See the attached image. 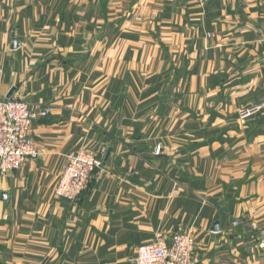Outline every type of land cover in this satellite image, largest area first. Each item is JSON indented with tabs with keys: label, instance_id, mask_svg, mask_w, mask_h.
Here are the masks:
<instances>
[{
	"label": "crops",
	"instance_id": "obj_1",
	"mask_svg": "<svg viewBox=\"0 0 264 264\" xmlns=\"http://www.w3.org/2000/svg\"><path fill=\"white\" fill-rule=\"evenodd\" d=\"M11 89L50 114L0 174V264H131L177 233L200 264H264V0H0ZM81 147L102 170L68 201Z\"/></svg>",
	"mask_w": 264,
	"mask_h": 264
},
{
	"label": "built area",
	"instance_id": "obj_2",
	"mask_svg": "<svg viewBox=\"0 0 264 264\" xmlns=\"http://www.w3.org/2000/svg\"><path fill=\"white\" fill-rule=\"evenodd\" d=\"M262 108V105L245 107L238 111L239 116L243 120L248 119ZM49 114V109L33 110L25 100L0 96V174L16 171L26 161L39 157L30 133L33 123ZM156 153H159V148ZM66 160L55 195L75 201L88 189L93 175L102 170V162L96 154L83 147L69 153ZM259 247L264 250V236ZM131 264H200V261L195 255L192 235L177 233L171 236L158 234L151 242L140 245Z\"/></svg>",
	"mask_w": 264,
	"mask_h": 264
},
{
	"label": "rangeland",
	"instance_id": "obj_3",
	"mask_svg": "<svg viewBox=\"0 0 264 264\" xmlns=\"http://www.w3.org/2000/svg\"><path fill=\"white\" fill-rule=\"evenodd\" d=\"M252 105H254V104H252ZM259 105V104H258ZM249 106H251V105H248V106H245V107H249ZM245 107H243V108H245ZM243 108H240V109H243ZM240 109H238V111L240 110ZM237 111V117H238V120L240 121V122H242V123H245L247 120H249V119H251L252 117H254V116H256V115H254V116H252V117H250V118H248V119H242V118H240V116H239V112ZM86 149V148H85ZM86 150H89L90 152H92V153H94L91 149H86ZM95 154V153H94Z\"/></svg>",
	"mask_w": 264,
	"mask_h": 264
},
{
	"label": "water",
	"instance_id": "obj_4",
	"mask_svg": "<svg viewBox=\"0 0 264 264\" xmlns=\"http://www.w3.org/2000/svg\"><path fill=\"white\" fill-rule=\"evenodd\" d=\"M15 47H16V45L14 44V48H15ZM13 92H14V89H11L10 92L8 93V95L6 96V98H7V99H10L11 96H12V94H13ZM108 156H109V151H108V153H107V155H106V158H105V160H104V164H105V162H106Z\"/></svg>",
	"mask_w": 264,
	"mask_h": 264
}]
</instances>
